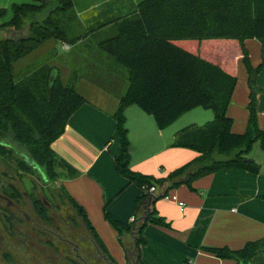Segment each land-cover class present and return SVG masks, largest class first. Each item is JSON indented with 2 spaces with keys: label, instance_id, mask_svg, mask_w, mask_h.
I'll use <instances>...</instances> for the list:
<instances>
[{
  "label": "trees",
  "instance_id": "1",
  "mask_svg": "<svg viewBox=\"0 0 264 264\" xmlns=\"http://www.w3.org/2000/svg\"><path fill=\"white\" fill-rule=\"evenodd\" d=\"M71 5V0L14 4L12 18L0 23V30L14 31L12 36L0 39V157L11 159L16 151L23 152L33 165L23 161L21 169L42 168L51 180L57 174L60 179L80 175L76 167L52 149V143L64 133L69 119L86 102L76 90V78L73 76L71 84H64L54 67L47 64L29 67L21 76L15 63L49 39L76 44L89 34L114 25L116 33L100 40L98 46L129 71L128 91L114 115L120 143L116 170L141 188L140 218L144 215V204L156 198L138 233L140 255L148 224L171 227L155 207L159 199L168 195L159 196L163 189L169 192L181 184L192 188L195 180L225 168L261 172L260 163L248 154L256 143L264 148V130L259 127L256 110L259 91L256 79L264 68V0H142L132 13L74 38L68 37L59 18ZM45 11L47 15L42 17ZM6 14L7 10L0 7V19ZM31 18L29 33L25 35L26 21ZM18 32L23 34L16 36ZM253 38L263 45L262 62L257 67L251 63L245 46V41ZM239 55L244 58L251 88L248 127L243 133L232 130L233 120L227 114L238 82L234 66ZM132 104L151 115L161 129L198 107L213 110L215 119L204 125L189 126L177 134L175 147L192 148L199 155L167 177L157 178L131 168L125 110ZM152 186L156 187L155 193L150 192ZM60 188L61 197L68 200L108 252L84 207L62 184ZM40 214L47 219L46 209ZM105 218L118 231L122 244L123 236H131L133 226L140 224V218L125 224L106 210ZM205 249L221 259H234L237 264H264L260 240L250 241L236 250ZM139 263L144 264L141 256Z\"/></svg>",
  "mask_w": 264,
  "mask_h": 264
},
{
  "label": "crops",
  "instance_id": "2",
  "mask_svg": "<svg viewBox=\"0 0 264 264\" xmlns=\"http://www.w3.org/2000/svg\"><path fill=\"white\" fill-rule=\"evenodd\" d=\"M86 38L76 44L64 42L71 47L86 48L84 51L89 54L84 56L85 64L75 69L63 67L55 70L64 84L73 76L76 78V90L86 102L69 119L64 133L52 143V149L80 171L76 178L61 179V184L84 207L109 254L119 264H127L126 249L133 244V237L123 236L122 244L118 231L105 218V210L125 224L132 223L133 217L140 218L138 198L142 190L119 174L115 165L120 143L114 115L128 91L129 71ZM42 45L15 64L29 59ZM245 46L253 66H259L262 43L255 38L247 39ZM234 73L238 82L227 114L233 120L232 130L243 133L248 127L251 88L241 55L236 56ZM256 88L260 90L256 104L258 124L264 130V68L257 76ZM125 115L132 170L157 178L167 177L199 155L195 149L175 147L173 143L177 134L189 126L204 125L215 119L213 110L198 107L161 129L155 119L136 104L128 106ZM248 156L260 163L259 174L225 168L195 180L192 188L186 184L176 186L155 203L157 211L171 227L146 226L143 232L146 242L140 249L144 264H186L189 261L237 264L236 260L221 259L205 248L236 250L256 240H260L264 255V148L256 143ZM180 202L185 205L181 207Z\"/></svg>",
  "mask_w": 264,
  "mask_h": 264
},
{
  "label": "flooded vegetation",
  "instance_id": "3",
  "mask_svg": "<svg viewBox=\"0 0 264 264\" xmlns=\"http://www.w3.org/2000/svg\"><path fill=\"white\" fill-rule=\"evenodd\" d=\"M9 33L14 34V31L9 30ZM16 153L12 159L20 158L29 162L26 154L20 151ZM22 170L41 175L49 183L53 181L44 169ZM8 187L11 193L0 196V200H4L3 207L0 208L3 219V231H0V264H119L104 250L66 198L58 196L67 211L66 217L55 218L50 213L51 204L45 199L29 195L30 203L25 210L21 203V192L14 184L10 183ZM42 209L47 210V219L41 216ZM134 247L133 238V244L128 248L130 252ZM134 262L135 258H131L130 264H135Z\"/></svg>",
  "mask_w": 264,
  "mask_h": 264
},
{
  "label": "rangeland",
  "instance_id": "4",
  "mask_svg": "<svg viewBox=\"0 0 264 264\" xmlns=\"http://www.w3.org/2000/svg\"><path fill=\"white\" fill-rule=\"evenodd\" d=\"M72 7L61 14L60 22L63 28L66 29L69 38H74L77 36H83L88 32L90 28L98 27L99 25L106 23L108 20H113L121 16L128 15L135 11L136 4L141 0H71ZM31 3L36 2V0H0V6L7 10V14L3 21H8L12 18L13 11L12 7L14 4L21 3ZM136 6V7H135ZM135 8V9H134ZM87 10V11H86ZM47 15V11L42 13V17ZM106 20V21H105ZM31 19L26 21V28L29 27ZM101 21V22H100ZM103 21V22H102ZM105 21V22H104ZM88 23L89 26H85ZM104 31L98 33H91L87 36L86 40H89L91 44L98 45V42L102 39L109 38L116 33L115 26H108ZM13 30H11L12 32ZM25 35L29 33L27 28ZM23 33L18 32L16 36H21ZM12 36L8 30H0V39ZM65 43L56 39H51L38 48L33 55L29 57L26 61L15 64L16 71L22 72L29 67H34L36 65L47 64L56 68L71 67L73 69L77 68L78 65L85 64V52L86 48L70 46L69 49L64 47ZM81 48V49H79ZM27 62V64H26ZM24 72L20 75L23 76ZM74 79L70 78L67 84H71ZM260 91V90H259ZM23 159L16 158H3L0 157V196H7L11 193L8 184H14L17 189L21 192L22 199L20 202L23 204L24 209L27 210V205L29 206L28 196L40 197L48 201L51 208V216L55 218L64 219L66 217L67 211L63 207V203L58 196H61V179L58 176L54 177V180L49 183L46 179H43L41 175L35 173H25L21 171L20 163ZM37 168V167H36ZM42 169V168H39ZM29 196V197H30ZM3 199V198H2ZM4 200H0V208L2 209ZM69 206V205H68ZM0 209V231H3L2 223L3 219L1 216ZM28 213V212H27ZM71 213H74L71 210Z\"/></svg>",
  "mask_w": 264,
  "mask_h": 264
},
{
  "label": "water",
  "instance_id": "5",
  "mask_svg": "<svg viewBox=\"0 0 264 264\" xmlns=\"http://www.w3.org/2000/svg\"><path fill=\"white\" fill-rule=\"evenodd\" d=\"M42 1H44V2H46V3H49L51 0H42ZM31 164H33L32 162H31ZM168 193V189H163V192L162 193H160V195L159 196H162V195H164V194H167ZM156 200V198L155 199H152V198H150L145 204H144V215L139 219V222H140V224H135L134 226H133V231H132V233H131V236L134 238V240H135V247H134V249H133V251L132 252H130V249H126V252L128 253L129 252V254H127V262H128V264H130L131 263V258L133 259V258H135V264H139V253H138V243H137V238H138V233L140 232V230L142 229V225H143V223L147 220V217H148V214L150 213V211H151V207H152V205H153V202ZM138 222V223H139Z\"/></svg>",
  "mask_w": 264,
  "mask_h": 264
},
{
  "label": "built area",
  "instance_id": "6",
  "mask_svg": "<svg viewBox=\"0 0 264 264\" xmlns=\"http://www.w3.org/2000/svg\"><path fill=\"white\" fill-rule=\"evenodd\" d=\"M64 47H65L66 49H69V48H70V46H69L68 44H65ZM155 191H156V187H155V186H152V187L150 188V192H151V193H155ZM184 205H185L184 202H180V206H181V207H183ZM135 221H136V217H133V218H132V223L135 222ZM186 264H198V263L195 262V261H189V262H186Z\"/></svg>",
  "mask_w": 264,
  "mask_h": 264
}]
</instances>
